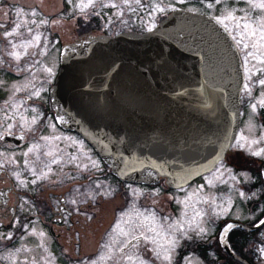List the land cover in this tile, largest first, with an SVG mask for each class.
Segmentation results:
<instances>
[{
	"label": "flooded vegetation",
	"instance_id": "af4514ba",
	"mask_svg": "<svg viewBox=\"0 0 264 264\" xmlns=\"http://www.w3.org/2000/svg\"><path fill=\"white\" fill-rule=\"evenodd\" d=\"M88 2L89 0H0V25H3L0 27V163L5 164L4 169L0 170V235L11 233L13 236L11 240L0 239V264H92L93 261L95 264H116L120 257L118 249L125 239L124 233L130 232L119 228L117 230L115 221L118 214L122 213L128 220L139 218L136 210L140 191L152 193L151 189L160 186L166 192L178 190L169 188L164 181L154 185L121 181L84 137L74 130L63 128L57 122L52 91L60 69L61 53L67 47L88 38L149 36L161 23L177 18V14L206 15L217 21V18L224 19L231 13L241 25L248 22L252 30L257 31V36H245L239 46L234 42L242 63L243 88L245 85L251 88L262 76L261 73H264L256 72L264 69V63L259 62L264 60V55H261L264 48H260L259 44L257 48L251 47L253 40L258 41L259 25L264 23V11L253 8L249 0H220L219 3L216 0H141L139 5L132 4L131 9L125 7L122 0H96L94 9L90 7L81 11L77 7ZM260 2L262 0H252V3ZM102 4H116L117 7H103ZM209 4L212 7H208ZM154 6L162 7L164 11H152ZM226 23L232 35H235L238 31L235 21L228 19ZM17 24L21 25L17 30L18 34L5 39L4 33L12 31ZM223 28L225 30L224 26ZM226 32L233 40L232 35ZM33 35L39 36L40 42L37 47L29 48V52L42 50L43 55H22L19 62L13 60L8 55L13 51L9 40L19 44L31 40ZM243 43H248L249 47L245 49ZM250 50L258 59L249 57L246 65V54ZM17 51L23 53L24 50L20 48ZM47 68H51L52 72L45 71ZM24 85L28 87L25 89ZM33 85L40 95H32L29 99ZM17 88L22 90L15 91ZM32 109L36 112L33 113ZM262 111L264 115V108ZM34 116L37 118V124L32 126L35 131L25 132L24 127L30 126ZM5 122L15 125L12 129L14 134H4ZM41 137H48L49 140L45 142ZM53 137L60 139L55 140ZM29 148L32 152L26 157L24 153ZM58 149L62 151H57ZM49 150L64 162L52 165V158L43 155ZM71 156L80 157L81 166L89 162L84 157H90L99 165V170L80 172L75 164L67 162ZM9 158L12 163L7 162ZM238 161H246L250 164V170L257 172L259 163L255 159L232 158V167ZM263 164L264 161L261 163L262 168ZM45 165L51 168L49 179L37 180L32 184L31 181L35 178L33 172H48ZM17 174L19 180L16 178ZM20 181H24L23 187L20 186ZM96 183L104 186L100 189L104 195H95ZM253 184L255 183L251 185ZM253 190L259 193L248 196L250 199L245 209L240 207L239 213L232 214V218L218 217L207 241L196 237L192 242L181 239L184 244L177 247L176 255L189 250V245L193 243L191 246L194 248L202 246L198 250L201 258L200 252L205 251L209 260H225V255L230 254L224 250L218 232L225 223L232 221L234 225L227 234L228 238L232 232V264H264V256L260 252V248L264 247V226L248 230L238 225L243 223L248 227L254 226L264 218V189ZM88 194L93 198L89 199ZM72 200L77 203L72 204ZM89 216L92 219L89 220ZM32 222H35L34 226ZM150 223L151 220L143 221L142 231H147ZM25 224L29 225L27 229L23 227ZM40 232L45 235L41 237ZM107 233V245L110 248L107 254L112 252L115 255L114 259L106 258L103 261L101 258H94V252L99 251L100 244L105 246V239L100 238V235ZM134 234L139 235V231ZM211 241H215L216 248L214 246L213 254H208L204 245ZM153 247L151 244L146 247L141 245L137 252L147 264H154L156 260L154 253L149 250ZM106 248L103 247L100 251ZM142 252L147 256H142Z\"/></svg>",
	"mask_w": 264,
	"mask_h": 264
},
{
	"label": "water",
	"instance_id": "95a60500",
	"mask_svg": "<svg viewBox=\"0 0 264 264\" xmlns=\"http://www.w3.org/2000/svg\"><path fill=\"white\" fill-rule=\"evenodd\" d=\"M176 17L149 36L88 38L61 53L57 122L122 181L183 187L224 158L240 127L233 40L210 16Z\"/></svg>",
	"mask_w": 264,
	"mask_h": 264
},
{
	"label": "rangeland",
	"instance_id": "374dc122",
	"mask_svg": "<svg viewBox=\"0 0 264 264\" xmlns=\"http://www.w3.org/2000/svg\"><path fill=\"white\" fill-rule=\"evenodd\" d=\"M256 72H260V70H257ZM261 74L262 76L257 79L256 83L252 85L251 88L248 86L247 89L243 88V91L241 92V113L243 115L241 128L239 129L237 137L227 157L223 161H220L211 172L202 176L198 181H195L188 187L166 192L163 187L160 186L151 189L152 193H144V191L138 192L139 203L136 211L139 218L137 220H128V218L122 213L118 214V218L115 221L117 230L119 228L125 232L127 230L131 231L133 225L142 226L143 221L148 222L151 220L152 223H150L149 226L154 227L156 232L160 233V236L157 237L159 243L165 244L167 247L168 245L165 243V238L169 231L168 224L173 222L176 224H183V227L187 229L189 227L188 222L192 221L193 217H195L194 222L200 221L201 218L195 215L197 212L203 213L209 211L210 207L220 205L222 208L228 209V211H221L220 208H218L217 211L220 212L218 216L209 215L204 217L203 227L207 229V232L203 236V239L207 241L206 238L213 233L212 230L218 217L220 219H223L224 217L232 218V214L235 213L234 215H236L239 213L240 207L245 209L246 203L250 199L248 198L249 195L254 196L259 193L254 191V188H258V191L264 189V170L261 166V163L264 161V120H262L264 119V115L261 112L263 108L260 107L259 104L261 100H264V86H261L258 82L260 79H264V73ZM253 104L257 105L255 111H253L252 108ZM237 149L240 150L242 155L246 158H253L259 163V165H257V172H255V170H250V167L248 168V166H246L247 168L243 167L242 164H239V161L235 163V167H232V164L234 163L228 160V156L230 153L237 155L234 152V150ZM254 151L260 152L261 154L259 156L252 155ZM251 163H253V161H251ZM221 173H223L222 178ZM233 176L235 177L234 180L231 179ZM252 183L255 184L251 185ZM139 187L146 188L144 186ZM250 188L253 189L250 190ZM240 192H244L246 198H242L239 195ZM206 200L210 203H204ZM145 216H147L148 219H145ZM164 218H167V220L165 221ZM226 224L228 223H225L224 225ZM227 226H225L223 231L222 227L218 232L219 240L220 235L222 236L223 234V239L221 238L222 244L226 243L227 240V234L224 238V233L228 231H225ZM112 228H114V226H112ZM140 229L142 231V228ZM114 230L117 232L116 229ZM109 233H107V235H100V238L105 239V245L108 244L107 237L109 236ZM153 233V235H155V232ZM189 235L191 238H185V240L189 239L188 241L190 242H192L194 237L197 239L201 238L196 235L195 232H190ZM181 239H179V243L172 251L171 264H206L205 261L198 256V250L202 246L194 248L191 246L193 243L189 245L190 247L188 246L189 250H185V252L177 256V247L183 243ZM101 243L104 242L102 241ZM212 243L214 244L215 241H211L208 245H204L206 250L208 249V254H213L212 250L214 246L216 248V244L212 245ZM103 247L104 245L102 244L98 246L99 251L96 253L94 252V258H101L103 261L108 258L107 252L110 248L107 247L108 249L106 248V250L100 251ZM205 253L206 252L204 251V254ZM110 254H112V252H110L109 255ZM97 255L99 256L97 257ZM141 255L147 256L143 252ZM223 260V258H217L213 261L211 259L210 262L214 264H227L225 261L222 262ZM153 263L167 264V261L156 259Z\"/></svg>",
	"mask_w": 264,
	"mask_h": 264
},
{
	"label": "snow or ice",
	"instance_id": "6c2138e0",
	"mask_svg": "<svg viewBox=\"0 0 264 264\" xmlns=\"http://www.w3.org/2000/svg\"><path fill=\"white\" fill-rule=\"evenodd\" d=\"M123 4L125 7L131 9L132 4H137L139 5L141 3V0H122ZM220 0H216V3H219ZM251 6L253 8H259L262 11H264V0H262V2L260 3H252V0H249ZM96 6V0H89V2L87 4H82V5H77V7H79L81 9V11H84V9L87 8H95ZM101 6L103 7H117L116 4H102ZM208 7H212V4H209ZM152 11L155 12H162L164 11V9L162 7H157L154 6ZM231 19L235 21V27L238 30L237 33L235 35H232L231 29H229L228 24L226 23V20ZM242 20L244 18H241ZM217 23L221 24L225 27V30L229 32L230 35H232V38L234 40V42L239 46L241 45V43L244 41L245 36H249V37H254L257 36V31L256 30H252V26L250 23L248 22H244L241 25V22L239 20H236L235 17L232 16L231 13H228V15L224 18V19H219L217 18ZM0 27H3V25H0ZM21 27L20 24L16 25V28H14L12 31L10 32H5L4 36L5 39H8L9 37H12L14 35H17V30ZM153 27H155V25H153ZM242 27V31H240ZM149 31H151V28L148 29ZM29 32H31V29H29ZM239 37V38H237ZM40 42V37L33 35L31 40L28 41H22L19 44L18 43H14L11 40H9V43L11 44V47L13 49V51L9 52L8 55L15 61L19 62L22 58V55H31V56H38V55H43V51H39V52H29V48L31 47H37L39 45ZM264 23H261L259 25V29H258V41L257 40H253L251 43V47L252 48H257L258 44L260 48H264ZM243 47L245 49H247L249 47L248 43H243ZM23 48V53L17 51V49ZM261 55H264V53H261ZM251 57L252 59H258V57L255 55L254 52L249 51L246 54V58H245V64H248V58ZM260 63H264V60H260ZM45 71H47L48 73L52 72L51 68H47L45 69ZM261 72H264V69L260 70ZM259 84L261 86H264V79H260ZM29 84H31V81H29ZM28 87V85H24V88L26 89ZM247 85H245V88L247 89ZM21 88H17L15 91H21ZM35 95V96H39L40 92L38 90L35 89V86H32V92L29 94V99H31V96ZM260 107L264 108V100H261L259 102ZM257 105L253 104L252 108L253 111H255ZM33 113L36 112L35 109L31 110ZM13 117H9V119H12ZM6 123V132L4 134L7 135H12L14 134L12 132L13 127H15L14 124L12 123ZM37 124V118L34 116L33 119L30 122V126H26L24 127L25 132H34L35 128L32 127L34 125ZM23 127V126H22ZM0 138H2V135H0ZM42 140H44L45 142H47L49 140L48 137H41ZM53 139L55 140H59V137H53ZM255 142V141H254ZM57 151H62V150H57ZM32 152V149L29 148L28 152L24 153V155L27 157L29 155V153ZM261 153L260 152H253L252 155L255 156H259ZM44 156L47 157H51V164L52 165H57V164H61L64 161H62L61 159L57 158V154L54 153L53 151L49 150L43 153ZM84 159H87L89 162L87 164H83L82 165V160L80 157H76V156H71L68 158L67 162L68 163H72L76 165V168L80 171V172H85V171H92L93 169L95 170H99V165L95 162L92 161L90 157H84ZM79 161V162H78ZM8 163H12L13 161L9 158ZM27 167V163L25 165ZM5 164L4 163H0V170L4 169ZM45 167L48 168V172H40L39 174H36L35 172H33L34 175V179L31 181L32 184H35L37 180H48L49 179V173L51 172V168L49 165H45ZM223 177V173H221V178ZM17 180H19V175L17 174ZM70 179H75V177H69ZM231 179H235V177H231ZM20 186L23 187L24 186V181H20ZM104 186L100 183H96L95 188H96V192L95 195H104L105 193L100 191V189H102ZM77 191H79V189H77ZM135 194V193H134ZM239 195L242 198H246L245 197V193L244 192H240ZM88 198L91 199L93 198L91 194H88ZM27 202L25 201V204ZM72 204H76L77 201L76 200H72L71 201ZM204 203H210L209 201H204ZM214 203V202H212ZM220 208L221 211H228V209L226 208H222V206L220 205H216L213 207H210L209 211H205L203 213L201 212H197L195 215L197 217H200V221L199 222H194L195 221V217H193L192 221H189V227L187 229H185L183 227V224H176L175 222L168 224V235L165 238V243L168 245L167 247L165 246V244H161L159 243L157 237L160 236L159 232H156V230L154 228L149 227L147 229V231H140L141 226L140 225H133L132 226V230L130 232H126L124 233V237L125 239L122 241L118 251L120 252V257L119 260H117L116 264H147V261L142 259L138 254V250L140 248L141 245H144L145 247L149 244L153 245L154 247L149 249L150 251H152L155 255L156 259L162 260V261H167V264H171V260H172V251L174 250V248L176 247V245L179 243V239L181 238H191L189 233L190 232H195L196 235L200 236L201 238H203V236L206 234L207 229L205 227H203V222H204V217L209 216V215H216L218 216L220 214V212L217 211V209ZM58 211H60V209H58ZM77 211H79L77 209ZM83 214V213H81ZM88 219H92L91 216L88 217ZM145 219H148L147 216H145ZM165 221L167 220V218H164ZM33 226L35 224V222H32ZM15 226V225H13ZM264 226V219L259 220L258 224L256 225V227H262ZM23 227L25 229H27L29 227V225L25 224L23 225ZM231 225L227 226L225 231L231 229ZM35 231L34 227H33V232ZM137 231H139V235H136L134 233H136ZM155 232V235H150L149 233H153ZM31 234V233H30ZM39 235L41 237H43L45 234L43 232H40ZM130 237V238H129ZM13 238L12 234L9 233L7 235H0V239H8L11 240ZM221 238L223 239V234L221 236ZM104 247H109L108 245H105ZM130 250H136V251H130ZM260 252L261 255L264 256V247L260 248ZM114 255L115 254H110L108 255V259L112 260L114 259ZM92 264H95V261L92 262Z\"/></svg>",
	"mask_w": 264,
	"mask_h": 264
},
{
	"label": "trees",
	"instance_id": "16d2710c",
	"mask_svg": "<svg viewBox=\"0 0 264 264\" xmlns=\"http://www.w3.org/2000/svg\"><path fill=\"white\" fill-rule=\"evenodd\" d=\"M261 112L263 114V111H261ZM237 153H238L237 155H234V154L233 155H230L229 158L232 157V158H237V159H240V160L246 159V157L242 155V152L241 151H238ZM232 158H231L230 161H232ZM239 164L240 165L242 164L243 167H246V166H248V168L250 167V164L249 163H246V161H243V162H241ZM250 169H251V167H250ZM227 240H228V243L230 244V247L232 248V232L228 235ZM222 254H223V252H222ZM200 255H202V257L203 256L206 257V254H204V252H200ZM225 256H226V258L222 262L225 261L227 264H232V257H230L229 255H225ZM205 259L208 262V264H214V263H211L210 262L211 260H209L207 257Z\"/></svg>",
	"mask_w": 264,
	"mask_h": 264
},
{
	"label": "bare ground",
	"instance_id": "6f19581e",
	"mask_svg": "<svg viewBox=\"0 0 264 264\" xmlns=\"http://www.w3.org/2000/svg\"><path fill=\"white\" fill-rule=\"evenodd\" d=\"M225 232V231H224ZM226 232L224 233V238H225Z\"/></svg>",
	"mask_w": 264,
	"mask_h": 264
}]
</instances>
